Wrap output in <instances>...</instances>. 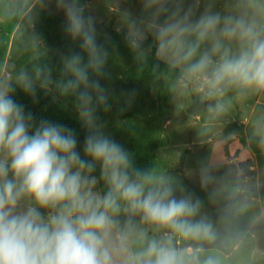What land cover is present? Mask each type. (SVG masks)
<instances>
[{
    "label": "clouds",
    "instance_id": "1",
    "mask_svg": "<svg viewBox=\"0 0 264 264\" xmlns=\"http://www.w3.org/2000/svg\"><path fill=\"white\" fill-rule=\"evenodd\" d=\"M126 2L115 8L117 31L140 70L155 77L163 65L208 98L264 91V0H139V15ZM53 3L78 50L60 51L58 66L46 60L0 77V264H223L204 199L178 177L138 166L105 131L111 36L82 0H41L42 11ZM17 88L34 102L39 89L62 108L71 99L86 131L82 153L75 130L37 122L13 98ZM135 94H125V106ZM256 133L264 136V126ZM199 182L202 190L219 183L211 165H200ZM219 191L212 187L208 199ZM246 207L230 201L224 216Z\"/></svg>",
    "mask_w": 264,
    "mask_h": 264
},
{
    "label": "rangeland",
    "instance_id": "2",
    "mask_svg": "<svg viewBox=\"0 0 264 264\" xmlns=\"http://www.w3.org/2000/svg\"><path fill=\"white\" fill-rule=\"evenodd\" d=\"M117 3L118 0H87L84 4L87 12L96 17L97 24L117 31ZM124 6L134 15L141 12L139 0H127ZM47 17L58 19L49 41L43 34ZM63 23L64 14L54 3L50 11H42L41 0L31 4L22 0H0V77H13L21 68L52 57L59 59V52L71 42L67 37L60 40L56 34ZM110 53L107 68L112 78L119 79V85L122 57L112 50ZM110 86L111 90L115 88L114 79ZM123 90L117 105L101 120L106 124V133L127 149L128 141L119 115L131 112V120L137 125L149 123L154 118L152 101L156 89L135 82L133 88ZM132 90L135 97L130 106H125V94ZM218 101L224 105L222 111L216 110ZM65 103L68 112L78 120L72 106ZM121 106L125 107L123 112ZM258 124L264 126V91L241 92L232 88L222 97L208 98L206 91L195 82L183 86L176 83L159 134L155 171L178 177L193 191L194 187L201 189L200 165L208 164L213 168L219 183L205 192L212 187L220 191L217 198L210 201V209L204 203L203 211L220 231L217 247L223 253V264H264V136L256 133ZM230 201L246 203L247 207L226 218L224 210ZM193 243L180 241L179 245Z\"/></svg>",
    "mask_w": 264,
    "mask_h": 264
},
{
    "label": "trees",
    "instance_id": "3",
    "mask_svg": "<svg viewBox=\"0 0 264 264\" xmlns=\"http://www.w3.org/2000/svg\"><path fill=\"white\" fill-rule=\"evenodd\" d=\"M23 2L33 3L35 0H22ZM87 0L82 1L85 3ZM46 25L44 27V36L46 41L50 40V32L55 30L58 19L47 17L45 18ZM56 29L58 38H66L63 27ZM97 29L101 33H107L111 36V44L109 46V51H114L119 57H122L123 68L121 69L120 75L122 76V81L119 85V79L112 78L110 81H105L106 83H113L115 88L112 90V100L110 103L113 106L117 105L119 101V93L121 90L126 91V89L133 88L135 82L142 84L155 85V97L152 101V108L154 112V118L145 125H137L131 119L133 114L131 112L119 115V120L122 121L121 125L125 132V136L128 141L127 150L133 154L135 163L146 169L156 170L157 157L159 150V134L162 132V126L164 119L167 116L171 100L173 97V92L176 84V74L167 71L163 65H161V71H159L155 77L151 75L149 68L140 70L138 65L133 59L132 53L128 49L124 41V33L112 30L110 26L105 27L104 24H97ZM59 41V39H58ZM151 42V37L149 38V43ZM69 47H76L72 42H67L64 51ZM154 51V50H153ZM53 65L58 66L59 59L57 57H52L50 59ZM117 86V89H116ZM111 87V86H110ZM37 99L34 102L33 99L26 95L22 90H16L14 94V99L22 103L25 106L26 111H31L38 122L41 119H48L54 122H59L65 126L75 130L78 138V150H83V141L86 136V131L82 127L81 123L77 118L72 116L66 108H62L57 102L52 100L50 95H46L43 91L37 90ZM68 105L72 106L71 99L65 101ZM106 113L100 112V117L102 118ZM99 176V170L95 173ZM102 183L100 187H102ZM193 191L204 199V203L208 209H210V200L208 199L207 192L205 190L199 189L197 187L193 188Z\"/></svg>",
    "mask_w": 264,
    "mask_h": 264
},
{
    "label": "water",
    "instance_id": "4",
    "mask_svg": "<svg viewBox=\"0 0 264 264\" xmlns=\"http://www.w3.org/2000/svg\"><path fill=\"white\" fill-rule=\"evenodd\" d=\"M234 165L236 166V167H238V164L234 161ZM238 172H240V170H238Z\"/></svg>",
    "mask_w": 264,
    "mask_h": 264
}]
</instances>
